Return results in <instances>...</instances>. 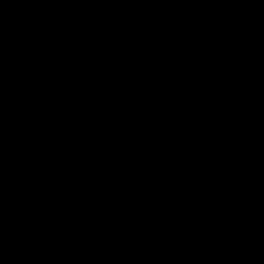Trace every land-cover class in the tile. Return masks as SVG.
I'll use <instances>...</instances> for the list:
<instances>
[{
  "label": "water",
  "instance_id": "1",
  "mask_svg": "<svg viewBox=\"0 0 264 264\" xmlns=\"http://www.w3.org/2000/svg\"><path fill=\"white\" fill-rule=\"evenodd\" d=\"M0 264H264V0H0Z\"/></svg>",
  "mask_w": 264,
  "mask_h": 264
}]
</instances>
